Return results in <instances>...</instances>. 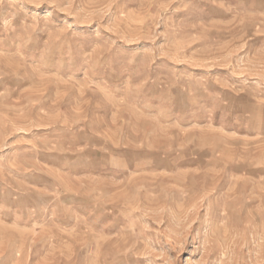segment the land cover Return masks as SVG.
<instances>
[{"label":"rangeland","instance_id":"374dc122","mask_svg":"<svg viewBox=\"0 0 264 264\" xmlns=\"http://www.w3.org/2000/svg\"><path fill=\"white\" fill-rule=\"evenodd\" d=\"M0 264H264V0H0Z\"/></svg>","mask_w":264,"mask_h":264}]
</instances>
